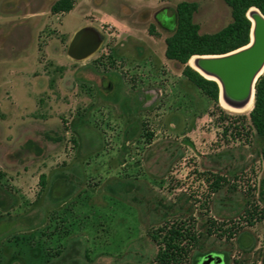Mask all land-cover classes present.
<instances>
[{"label":"rangeland","instance_id":"rangeland-1","mask_svg":"<svg viewBox=\"0 0 264 264\" xmlns=\"http://www.w3.org/2000/svg\"><path fill=\"white\" fill-rule=\"evenodd\" d=\"M55 1L0 0V264H160L173 228L162 264H262L264 137L164 54L179 2L230 7Z\"/></svg>","mask_w":264,"mask_h":264},{"label":"trees","instance_id":"trees-1","mask_svg":"<svg viewBox=\"0 0 264 264\" xmlns=\"http://www.w3.org/2000/svg\"><path fill=\"white\" fill-rule=\"evenodd\" d=\"M231 9L232 20L212 33H200L199 25L194 22L193 14L197 10L196 2L181 1L175 7L174 30L165 39V57L183 65L184 71L201 87L206 89L214 98L219 96V86L216 81L205 78L189 64L194 55H217L228 53L247 45L250 41L251 21L246 16L251 7L257 8L264 15V0H223ZM73 7V0H56L51 6L55 13L68 12ZM251 128L259 137H264V72L256 81L253 106L248 113ZM264 161V147L261 150ZM41 179V178H40ZM260 197L264 203L263 192ZM181 228L167 231L164 239L165 248L160 254V264L177 261L181 249L176 242L184 234ZM211 255V254H210ZM218 256V255H212ZM220 257V256H218ZM221 264H222V258ZM264 264V246L262 250Z\"/></svg>","mask_w":264,"mask_h":264},{"label":"water","instance_id":"water-1","mask_svg":"<svg viewBox=\"0 0 264 264\" xmlns=\"http://www.w3.org/2000/svg\"><path fill=\"white\" fill-rule=\"evenodd\" d=\"M255 9L257 12L251 13L255 27L254 41L250 47L245 49L241 47L228 53L196 60L197 67L220 80L224 100L234 107H242L247 103L252 87L255 93L256 81L264 72L258 74L264 64V15L257 8ZM249 10L246 16L251 21L248 15ZM252 25L251 21L250 33ZM79 33L81 32H78L76 37ZM201 264H221V259L218 256L208 255L203 258Z\"/></svg>","mask_w":264,"mask_h":264},{"label":"bare ground","instance_id":"bare-ground-1","mask_svg":"<svg viewBox=\"0 0 264 264\" xmlns=\"http://www.w3.org/2000/svg\"><path fill=\"white\" fill-rule=\"evenodd\" d=\"M254 12H257V10L252 7L250 10H249V18L251 19L252 21V29H251V33H250V41L247 45L243 46L242 49H245V48H248L252 45L253 41H254V24H255V21H254V18L251 16V13H254ZM210 57H213L211 55H194L192 56L189 61H188V64L196 71H198L202 76H204L205 78H208V79H211V80H214L217 82L219 88H220V94H219V101L221 102V104L229 109V110H232V111H237V112H243V111H246V110H250L253 106V102H254V87H252L251 89V94H250V98L249 100L247 101V103H245L242 107H234V106H231L229 105L225 100H224V97H223V86H222V83L220 82V80L214 76V75H211V74H207L205 73L204 71H202L199 67H197L196 65V60L199 59V58H210ZM264 71V64L263 66L261 67L260 71L258 74H260L261 72Z\"/></svg>","mask_w":264,"mask_h":264},{"label":"crops","instance_id":"crops-1","mask_svg":"<svg viewBox=\"0 0 264 264\" xmlns=\"http://www.w3.org/2000/svg\"><path fill=\"white\" fill-rule=\"evenodd\" d=\"M27 181H28V178H27L26 175L21 176L20 179H19V182L22 183V184H25V182H27ZM28 195H30V194H28Z\"/></svg>","mask_w":264,"mask_h":264},{"label":"flooded vegetation","instance_id":"flooded-vegetation-1","mask_svg":"<svg viewBox=\"0 0 264 264\" xmlns=\"http://www.w3.org/2000/svg\"><path fill=\"white\" fill-rule=\"evenodd\" d=\"M164 20L166 21V18H165V19H163L162 21H164Z\"/></svg>","mask_w":264,"mask_h":264}]
</instances>
